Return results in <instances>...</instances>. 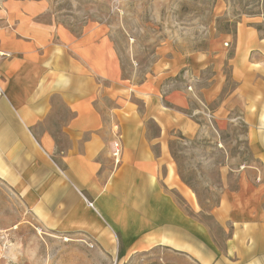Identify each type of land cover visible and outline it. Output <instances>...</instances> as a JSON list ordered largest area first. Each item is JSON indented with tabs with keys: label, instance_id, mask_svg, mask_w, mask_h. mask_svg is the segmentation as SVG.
<instances>
[{
	"label": "crops",
	"instance_id": "obj_1",
	"mask_svg": "<svg viewBox=\"0 0 264 264\" xmlns=\"http://www.w3.org/2000/svg\"><path fill=\"white\" fill-rule=\"evenodd\" d=\"M48 10L45 0H0V180L42 226L82 234L108 257L157 250L178 264H264V34L239 23L217 63L177 59L135 83L101 25L73 32ZM226 69L233 88L222 95ZM233 111L259 168L239 170L208 212L227 232L219 247L169 143Z\"/></svg>",
	"mask_w": 264,
	"mask_h": 264
},
{
	"label": "rangeland",
	"instance_id": "obj_2",
	"mask_svg": "<svg viewBox=\"0 0 264 264\" xmlns=\"http://www.w3.org/2000/svg\"><path fill=\"white\" fill-rule=\"evenodd\" d=\"M45 1L49 4L47 19L73 32L81 31L85 25H101L117 51L123 76L135 83L157 64L177 59L185 58L190 64L189 60L201 58L195 63L206 64L210 56L208 63H217L211 56L217 52L218 43L232 36L239 23H251L264 34V0ZM202 71L210 74V68ZM226 71L222 95L233 88ZM235 113L228 114L229 120L218 128H203L192 139L174 134L169 143L180 178L197 197L200 208L197 218L210 227L219 247L227 232L208 212L219 203L223 189L237 188L239 170L244 167L258 173L259 168L247 145V129ZM262 206L264 211V201ZM0 264H178V261L164 258L157 250L131 258L108 257L82 234H63L42 226L0 180ZM181 264L187 263L182 260Z\"/></svg>",
	"mask_w": 264,
	"mask_h": 264
},
{
	"label": "built area",
	"instance_id": "obj_3",
	"mask_svg": "<svg viewBox=\"0 0 264 264\" xmlns=\"http://www.w3.org/2000/svg\"><path fill=\"white\" fill-rule=\"evenodd\" d=\"M3 54L0 53V56H2ZM1 90H0V95H1ZM111 155L113 156V158L115 159V161H118L119 159V155L121 153V146L118 142V140H113L111 143Z\"/></svg>",
	"mask_w": 264,
	"mask_h": 264
}]
</instances>
